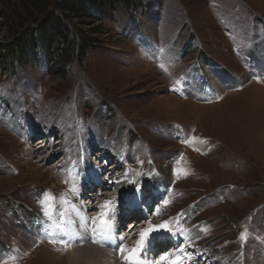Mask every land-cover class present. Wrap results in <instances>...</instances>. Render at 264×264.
<instances>
[{
	"label": "rangeland",
	"instance_id": "obj_1",
	"mask_svg": "<svg viewBox=\"0 0 264 264\" xmlns=\"http://www.w3.org/2000/svg\"><path fill=\"white\" fill-rule=\"evenodd\" d=\"M48 1L23 16L0 0V264H66L55 204L93 173L118 182L116 208L132 215L121 228L166 223L165 248L184 237L175 248L188 243L197 264H264V0L95 8L68 19L90 47L67 65L41 51L6 62L3 47L38 28ZM45 135L51 149L26 155ZM145 187L162 197L146 204L148 189L125 209Z\"/></svg>",
	"mask_w": 264,
	"mask_h": 264
},
{
	"label": "bare ground",
	"instance_id": "obj_2",
	"mask_svg": "<svg viewBox=\"0 0 264 264\" xmlns=\"http://www.w3.org/2000/svg\"><path fill=\"white\" fill-rule=\"evenodd\" d=\"M31 140L32 139L30 138L28 139V142L30 143L31 146L34 145L35 142H37L38 145H36V147H28L30 150L26 149L25 154L30 155V156L36 155V154L38 155L39 152L41 150L43 151V149L45 148L50 150L54 142L53 140H52L53 142L50 140V137L49 139L46 138V140H49L48 142L45 139L41 140V143H39L40 140H36V141H31ZM99 156L100 158L102 157L101 154ZM43 159L44 158L39 159V160L37 159L35 162L38 163V165H40ZM94 163L97 165L91 163V167L93 168V171L95 169H99L98 163H99L100 169L105 167L103 163H100V161L94 162ZM119 166H121V164H116V163L114 164L113 166L114 173L116 172L117 168H119ZM109 167H112V166L110 165ZM96 171L98 172V170ZM84 173L85 172H83V174ZM99 174L100 173H93L92 176L87 175L86 179H85L86 175L82 176L81 182L79 179L77 187L75 189H69L66 194L62 195L59 198L57 204H55V208L58 207V209H60L61 211L60 210L58 211L59 220L57 221V224L55 223L53 225V227H56V230L55 229L53 230L54 232L53 237L55 239L61 238V240L64 242L63 247H62L63 249L65 248L64 253H63L64 254L63 259H65L66 264H127V262L124 260L123 257L124 255H127L129 253L125 252L122 254L119 251V249L121 247L126 248L128 250L137 248L139 240L135 239V235H133V232L140 221L130 222L129 229L128 227L126 229L121 228L122 225L120 223L124 221L123 220L124 217L126 219L131 218L132 215H129V213L124 214V210L121 211V210H118L120 209L119 207L116 208V203L120 201L117 197H115L116 196L115 194H114L115 195L114 197L111 196L113 193L112 190L114 189V188L112 189V187H115V183L116 185L118 183L114 181V177H110L109 175H106V178H103L105 180H111V186L106 187L102 184L103 180ZM85 181L87 182L85 183ZM88 181H91V184ZM94 183H97V184H94ZM90 188H92L91 192L88 190ZM107 188L111 190V192H108ZM148 189L150 190V188H146V187L142 188L140 194L133 195L134 196L133 201H135L134 202L135 205L136 203L142 204L144 193H145L144 191ZM85 193H88V194L84 196V199L86 201H83L82 196ZM150 194H152V196H150L149 199H146V201L149 200V202L146 204L152 205L153 203H157V201L162 197L160 192H155L154 190L153 192L152 191L149 192L147 195L149 196ZM63 197H65L64 201H62ZM105 201H110L109 208L106 210L101 208V205H103ZM85 203L88 205V207ZM166 205L167 203L164 202L161 205V207L163 208ZM133 206L134 205L131 206L130 203H127V205L125 206L126 207L125 209H129V207H133ZM145 210H147V207H145ZM102 211L107 212V215L105 218L109 221V223L111 225L113 224L114 226H116L113 232L114 234H111L108 232L107 240L105 242H102L100 240L99 236L101 232L94 231V228L96 227V225L94 224V218L98 217ZM61 217L63 219H61ZM116 221L119 223L117 224ZM38 225L39 224H36L34 227L37 228ZM46 228H52V225H47ZM152 233H154V235L151 236V233H150L146 237L143 243V246H147L148 248L151 247L148 250L147 248H145L147 258H150L151 255H153V253L151 252L154 248H156L157 251H160V256H167L168 260L162 261L160 259L161 257H159L158 259H156V261H149L148 259H146V261H140L141 264H170V261H175V264H194V263L197 264L195 261H192L190 259L196 260L198 263L201 262L198 259V257L194 258V256L197 254L192 255L189 252V249H192V248H190L187 245L188 243L184 244L185 246H183L182 248L181 247L174 248L175 250L173 251V254L172 253L169 255L166 254L165 251L168 250V248H164L165 246L163 245V242H164V238L168 235L164 233V230L162 229H158ZM157 236L160 237L157 240V242H154L152 245H148V242ZM94 239L97 240L98 242L93 243ZM177 240L178 239L176 237L175 241ZM181 240L180 239L178 240V245L180 244ZM183 240H185L184 237H183ZM178 245L174 247H177ZM140 249L141 247L139 248L138 252L140 251ZM171 251L172 249L170 250V252ZM153 257H155V254ZM177 257L179 259H177ZM137 259L139 258L137 257Z\"/></svg>",
	"mask_w": 264,
	"mask_h": 264
},
{
	"label": "trees",
	"instance_id": "obj_3",
	"mask_svg": "<svg viewBox=\"0 0 264 264\" xmlns=\"http://www.w3.org/2000/svg\"><path fill=\"white\" fill-rule=\"evenodd\" d=\"M21 11L24 15H29L30 6H38L43 0H18ZM139 0H58L55 1V9H42L39 11L41 15L45 12V18L38 21V28L31 30L19 29L16 37L3 47L2 56L6 62H18L28 59V54L36 55V51L43 52L51 60H57L62 65H67L72 58L85 51L90 44L85 42L80 33L73 30L68 19L71 17L86 18L90 17L95 8H99L100 12L105 14L106 10L115 9L117 6L123 5L127 8H134ZM52 1H48V4ZM49 6V5H48ZM23 17L19 11L15 12V16ZM26 19L23 17V26ZM20 26V27H21ZM75 34V35H74ZM81 56V55H80Z\"/></svg>",
	"mask_w": 264,
	"mask_h": 264
},
{
	"label": "snow or ice",
	"instance_id": "obj_4",
	"mask_svg": "<svg viewBox=\"0 0 264 264\" xmlns=\"http://www.w3.org/2000/svg\"><path fill=\"white\" fill-rule=\"evenodd\" d=\"M48 199L50 200L51 197H48ZM109 205H110V201H105V203L103 205H101V208L102 209H108L109 208ZM107 215V212L106 211H102L101 214L94 218V224L96 225V227L94 228V231H100L102 232V234H105L106 236V233L107 231L111 228V224L109 223V221L105 218ZM61 219H63L61 217ZM158 229H167L170 231V229L168 228V225L165 223V224H161V225H158L156 227H153L152 225H149L147 229L141 231L140 233V240L138 241V245H137V248H134V249H131V250H128L126 248H123L121 247L119 249V251L123 254L125 252H128L129 254L127 255H124V260L127 262V264H141V262L137 259V252L139 250L140 247H142L146 237L158 230ZM107 238V237H106ZM241 238L243 239L244 238V234H241ZM50 243H57V241L55 240H50L49 241ZM60 243H64L62 240L59 241ZM98 241L97 240H93V243H97ZM162 261L163 260H168V257L167 256H161L160 258ZM177 259H179L177 257ZM170 264H175V261H170Z\"/></svg>",
	"mask_w": 264,
	"mask_h": 264
}]
</instances>
